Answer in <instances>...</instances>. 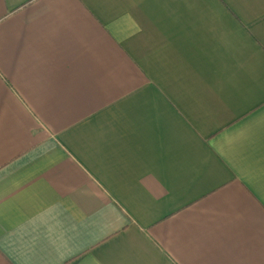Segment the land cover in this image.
<instances>
[{
    "label": "crops",
    "instance_id": "0c3cea01",
    "mask_svg": "<svg viewBox=\"0 0 264 264\" xmlns=\"http://www.w3.org/2000/svg\"><path fill=\"white\" fill-rule=\"evenodd\" d=\"M0 264H264V0H0Z\"/></svg>",
    "mask_w": 264,
    "mask_h": 264
}]
</instances>
